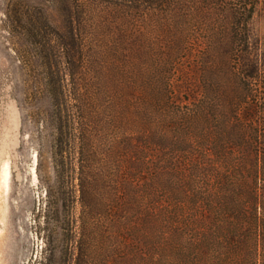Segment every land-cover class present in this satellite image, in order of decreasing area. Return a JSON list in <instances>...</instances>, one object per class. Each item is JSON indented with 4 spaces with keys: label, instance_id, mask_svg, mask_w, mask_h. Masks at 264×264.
Listing matches in <instances>:
<instances>
[{
    "label": "rangeland",
    "instance_id": "374dc122",
    "mask_svg": "<svg viewBox=\"0 0 264 264\" xmlns=\"http://www.w3.org/2000/svg\"><path fill=\"white\" fill-rule=\"evenodd\" d=\"M162 1L0 0V264H75L79 252L88 264H264V219L251 225L252 211L264 217V183L247 171L264 158V119L253 126L261 143L229 144L240 99L232 17L214 0ZM71 26L82 44L74 76L60 46ZM249 30L263 54L264 0ZM81 127L98 153L93 173L124 176L132 148H149L133 185L156 196L140 219L86 222L88 249L78 244Z\"/></svg>",
    "mask_w": 264,
    "mask_h": 264
},
{
    "label": "trees",
    "instance_id": "16d2710c",
    "mask_svg": "<svg viewBox=\"0 0 264 264\" xmlns=\"http://www.w3.org/2000/svg\"><path fill=\"white\" fill-rule=\"evenodd\" d=\"M156 3H164L162 0H156ZM217 7L222 8V11L232 17V37L235 43L231 46H226L230 50L232 69L238 79V96L240 97L239 103L236 106L241 112L236 111V116L233 118V129L230 143L231 148H241L246 145L249 149L250 144H257L262 142V137L257 130L254 129L257 117L264 119V53L258 54V49L253 45L251 34L249 30L250 21L253 19L260 0H214ZM146 4H150L151 0H142ZM73 24V22L71 23ZM61 49L66 52L65 60L69 68L70 75L76 74V64L79 62L80 50L82 44L79 42L77 34L73 26L69 28L67 35L60 40ZM259 81V86L255 83ZM52 85V84H51ZM55 100L57 99V106H62L64 100L63 89L60 85L55 87L52 92ZM74 96V95H73ZM75 100L76 95L74 96ZM260 97V108L253 106L250 103L252 98ZM244 104V105H243ZM61 115V113L59 114ZM64 125V124H63ZM264 126V121H263ZM231 127V128H232ZM81 147L80 154V168L78 177V203L81 208V226L79 246L88 249L89 245L86 243L89 230L86 222L90 219L105 220L110 219L115 222L132 221L134 218L143 217L146 213L152 212L155 206L156 196L154 190L150 187H139L133 185L145 181L146 158L150 151L147 147H141L135 150V157L133 162V171L126 174H110V172L97 170L95 173L91 169L94 159H97L98 153L91 152L88 132L83 127L80 128ZM231 133V134H232ZM63 136V134H62ZM140 140V138L133 139V142ZM62 140L59 141L60 145ZM132 142V143H133ZM142 142V140H140ZM235 142V144L233 143ZM63 150L59 148V153ZM218 155V151H216ZM259 162H254L251 168L247 171L254 173L256 183L257 179L261 178L264 183V158H259ZM137 162V163H136ZM64 167V162H62ZM259 176V177H258ZM125 177V179H124ZM251 204L254 206L259 205V196L257 191L253 189ZM254 197V198H253ZM250 203V202H249ZM257 211H252L254 216L252 220V227L254 231H259L262 221L258 217ZM245 217L250 219L246 214ZM264 224V221H263ZM258 226V228H257ZM255 257L256 254H253ZM258 257H263L264 254H258ZM75 264H88V254L79 252Z\"/></svg>",
    "mask_w": 264,
    "mask_h": 264
},
{
    "label": "water",
    "instance_id": "95a60500",
    "mask_svg": "<svg viewBox=\"0 0 264 264\" xmlns=\"http://www.w3.org/2000/svg\"><path fill=\"white\" fill-rule=\"evenodd\" d=\"M7 84V79L5 76H0V116L4 113V103L6 101V91H4V87Z\"/></svg>",
    "mask_w": 264,
    "mask_h": 264
},
{
    "label": "bare ground",
    "instance_id": "6f19581e",
    "mask_svg": "<svg viewBox=\"0 0 264 264\" xmlns=\"http://www.w3.org/2000/svg\"><path fill=\"white\" fill-rule=\"evenodd\" d=\"M5 175V174H4ZM12 177V172H11V165L8 164L6 167V175H5V192L8 193L9 188H10V180ZM6 195V194H5Z\"/></svg>",
    "mask_w": 264,
    "mask_h": 264
}]
</instances>
